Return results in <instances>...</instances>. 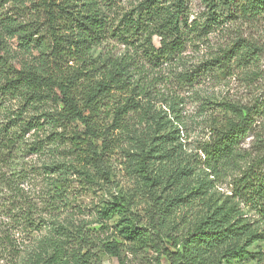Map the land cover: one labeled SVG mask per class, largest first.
<instances>
[{"label":"trees","instance_id":"trees-1","mask_svg":"<svg viewBox=\"0 0 264 264\" xmlns=\"http://www.w3.org/2000/svg\"><path fill=\"white\" fill-rule=\"evenodd\" d=\"M123 1L0 0V259L5 264H93L96 242L124 264L120 245L100 238L99 230L115 218L131 228L134 199L94 205L75 220L69 211L72 184L82 180L90 190L100 181L113 182L114 162L133 191L136 173L149 188L182 180L184 167L167 165L182 153V121L153 109L149 98L155 85L144 79L146 64L180 62L188 43L225 22H264V0H202V20L190 22L187 0H140L130 6ZM14 35L26 52H37L33 63L13 64L8 39ZM241 41L182 73V80L192 85L215 64L223 69L231 59H254L258 48ZM255 108L226 103L221 119L208 125L198 148L209 170L238 163V144L252 130L255 115L264 113V103ZM169 109L175 110L174 101ZM255 144L256 155L232 189L264 225V138ZM168 167L173 170L164 182L165 173L160 177L157 171ZM173 200L178 199L157 203L148 223V240L169 264H202L209 253L228 264L262 259V251L254 254L247 247L264 238V229H253L234 209L230 216L239 218L234 221L229 212H212L171 233ZM93 225L98 230L88 227ZM159 238L168 245H160Z\"/></svg>","mask_w":264,"mask_h":264},{"label":"rangeland","instance_id":"rangeland-1","mask_svg":"<svg viewBox=\"0 0 264 264\" xmlns=\"http://www.w3.org/2000/svg\"><path fill=\"white\" fill-rule=\"evenodd\" d=\"M135 1L137 4L140 0H125L123 6H130ZM187 11L189 22L193 19L202 20L201 16L206 7L202 0H187ZM236 39L242 40V43H252L258 48L254 59H231L223 69H218L214 63L213 70L201 75L192 85L182 80V73L194 70L202 61L219 54L220 49L229 47ZM157 40L154 39L155 44ZM8 45L13 54L14 65L34 62L37 52L34 49L29 52L22 49L17 36L9 37ZM181 58L180 62L164 63L156 67L146 64L148 70L144 79L155 85L149 98L153 109L162 114L166 113V117L170 118L176 114L182 121L179 139L182 143V153L167 165L172 168L184 167L186 173L192 168L188 176L186 173L182 174L184 178L175 185L169 180L165 182L173 170L168 167L167 171H157L160 177L165 173L163 181L168 185L149 188L146 180H142L136 173V191H133L126 181L125 173L120 170L118 163L114 162L113 182L103 185L100 181L94 184L93 188L89 187L90 190H87L82 180H75L72 184L74 208L69 211L73 212L75 220L81 218V211L87 213V208L94 205L103 207L123 198L125 201L134 199L128 211V217L132 218L128 221L132 225L131 228H127L126 222L115 218L99 230L100 238L109 237V240H114L120 245L121 260L124 264H169L167 258L155 250L154 243L148 240L149 214L161 200L164 203L170 198L178 199L173 200L174 205L169 207L176 210L169 226V231L175 235L195 225L200 219H206L212 212L223 215L229 212L230 221L239 219L230 216L233 213L230 209L244 213L243 216L249 219L253 229H264L262 223L256 222L258 216L254 210L238 200L232 189L235 177L240 175L242 169L256 155V139L264 138V113L255 115L252 130L239 142L238 150L241 156L236 165L214 173L206 167L204 155L198 148L200 141L206 139L208 125L223 116L221 108L226 103L249 107L257 105L256 110L263 105L264 22L242 19L225 22L209 32L203 40L188 43ZM173 101L175 110L170 111L169 107ZM88 227L98 230L99 226ZM159 244L168 245L165 240L161 241V238ZM247 250L254 254L262 251L264 254V238L252 242ZM91 254L93 264H120L117 257L102 252L97 242ZM204 258L202 264H228L221 260L219 254L209 253ZM3 261L0 259V264H5ZM238 264H264V255L259 262L250 258Z\"/></svg>","mask_w":264,"mask_h":264}]
</instances>
